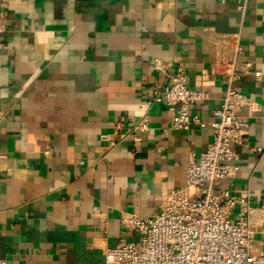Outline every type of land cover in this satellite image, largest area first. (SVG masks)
<instances>
[{"label": "crops", "instance_id": "0c3cea01", "mask_svg": "<svg viewBox=\"0 0 264 264\" xmlns=\"http://www.w3.org/2000/svg\"><path fill=\"white\" fill-rule=\"evenodd\" d=\"M246 6L0 0L7 26L0 40V259L107 264L106 249L137 241L122 216L157 214L168 191L186 188L188 164L212 140L209 124L227 88L212 64L218 39L233 33L245 51L240 62L253 64L237 83L250 100L240 111L249 133L236 147L239 171L216 187L248 196L255 208L251 253L264 255V0ZM156 60L166 72L154 68ZM178 66L190 87L206 94L192 109L204 128L171 130L173 113L151 102ZM145 115L148 131L115 132L120 120L130 127Z\"/></svg>", "mask_w": 264, "mask_h": 264}, {"label": "built area", "instance_id": "2783aa9c", "mask_svg": "<svg viewBox=\"0 0 264 264\" xmlns=\"http://www.w3.org/2000/svg\"><path fill=\"white\" fill-rule=\"evenodd\" d=\"M225 2L226 0H219ZM247 0H238V8L246 11ZM7 32L0 22V40ZM244 47L239 33L226 34L217 41L212 72L224 77L227 88L220 108L214 110L215 120L209 125L212 140L198 161L188 164L186 188L170 190L161 199L160 210L150 217L125 214L122 226L135 233L138 240H120L105 250L107 264H264V255L251 253L255 233V208L247 195L217 190V182L232 178L240 169L236 149L244 145L249 124L240 115L249 105V97L237 86L253 69L249 61L240 62ZM154 68L166 72L156 60ZM260 77L259 71H254ZM168 82L159 85L151 102L163 104L173 113L171 130L189 132L192 124L201 128L207 123L193 117L192 109L206 94L189 85L183 66L167 74ZM150 129L149 118L143 116L133 126L124 120L115 125V132L129 135ZM165 135L169 130H164ZM110 141L109 135L102 136ZM114 145V142H112ZM253 150L260 152L261 148ZM238 209L236 215L233 211ZM0 264H8L0 259Z\"/></svg>", "mask_w": 264, "mask_h": 264}]
</instances>
